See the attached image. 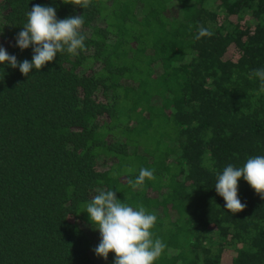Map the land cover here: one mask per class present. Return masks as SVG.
I'll return each instance as SVG.
<instances>
[{"label":"trees","instance_id":"obj_1","mask_svg":"<svg viewBox=\"0 0 264 264\" xmlns=\"http://www.w3.org/2000/svg\"><path fill=\"white\" fill-rule=\"evenodd\" d=\"M37 4L82 15L85 48L28 76L0 63V264H114L90 235L97 189L157 216L154 264H264V199L241 177L232 214L215 189L264 156V0H0L18 61ZM141 168L155 178L133 188Z\"/></svg>","mask_w":264,"mask_h":264},{"label":"clouds","instance_id":"obj_2","mask_svg":"<svg viewBox=\"0 0 264 264\" xmlns=\"http://www.w3.org/2000/svg\"><path fill=\"white\" fill-rule=\"evenodd\" d=\"M64 3L88 8L92 0H64ZM84 24L82 15L57 19L56 10L51 6L34 5L27 13V22L23 30L16 35V46L21 50L30 46L33 50L31 61H18L5 48L0 47V63H7L12 68L28 76L35 68L40 70L47 62L65 50L73 56L85 48V35L81 34ZM213 33L199 27L195 39L211 37ZM264 87V69L254 70ZM245 181L264 199V156L249 158L243 167L229 164L218 175L215 189L222 196L225 208L232 214L243 211L246 204L238 198V180ZM154 170L141 168L135 181H129L133 188L142 187L145 180L154 179ZM94 229H98L101 240L94 249L97 256L105 260L109 252L115 253L114 264H154L164 252L166 245L159 238L153 239L151 229L157 216L146 212L143 206L134 209L117 199L112 189H97L86 210Z\"/></svg>","mask_w":264,"mask_h":264},{"label":"rangeland","instance_id":"obj_3","mask_svg":"<svg viewBox=\"0 0 264 264\" xmlns=\"http://www.w3.org/2000/svg\"><path fill=\"white\" fill-rule=\"evenodd\" d=\"M6 42H8V40L5 37H0V47H2ZM90 235H92L94 237V240L96 242H98V243L100 242L101 236H97L94 233H90Z\"/></svg>","mask_w":264,"mask_h":264}]
</instances>
